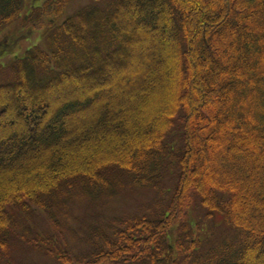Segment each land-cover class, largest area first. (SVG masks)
I'll return each mask as SVG.
<instances>
[{"label": "trees", "instance_id": "1", "mask_svg": "<svg viewBox=\"0 0 264 264\" xmlns=\"http://www.w3.org/2000/svg\"><path fill=\"white\" fill-rule=\"evenodd\" d=\"M67 2L34 7L24 19L44 28L43 43L0 63L2 264H16L15 243L58 264H264V110L248 109L264 102V0H93L56 24ZM24 11V0H0V30ZM134 22L145 42L150 31L169 39L170 60L158 51L167 59L140 103L164 98L148 117L95 98L108 81L118 93L127 51L142 42ZM213 157L238 164L226 168L231 181L214 180ZM240 170L253 199L233 179ZM135 190L152 192V205L91 225L87 251L74 253L80 234L60 222L70 205ZM37 213L48 232L30 227Z\"/></svg>", "mask_w": 264, "mask_h": 264}, {"label": "rangeland", "instance_id": "2", "mask_svg": "<svg viewBox=\"0 0 264 264\" xmlns=\"http://www.w3.org/2000/svg\"><path fill=\"white\" fill-rule=\"evenodd\" d=\"M42 1L43 0H24V3L28 10L31 5L36 4L38 6V3ZM92 1L93 0H68V2L65 3V6L63 7L64 9L62 11L61 17H56V15H53V17L57 18L55 21L59 23L61 20L69 18L85 6H88ZM49 17H51V15ZM254 21L256 23L257 19L255 18ZM136 24L137 22L132 23L129 28L135 38V43L142 41L141 43L143 44L140 47V43L137 49L127 51V53H129V51L132 52L133 56L131 59L128 60L129 67L122 68V66L119 69L118 74L116 73L119 79L118 93H116V91L108 89V87L111 86V83H109L108 81L103 92L95 96V98H99L101 96V100L103 99L104 101L105 99H107V104L110 107L115 105L118 109V112H122L126 106H135L137 114L142 113L144 116L148 117L151 113L155 112L159 103L163 102L164 98H157L148 106V108H143L142 104L145 102V100H143V97H145V95H148L149 93L152 94V80H155V77L158 71L161 69L163 62L167 58H169L170 60L171 55L169 54L168 50L169 41H164L163 43L164 36L157 35L156 32L150 31L148 33L147 41L145 42L143 41V34L139 35L137 33L135 28ZM42 32L43 29L41 26H34L30 23H27L24 17L18 18L9 25H7L4 29L0 30V46L7 45L9 50H5V55H3V53L0 51V62L4 63L7 67L13 61V58L16 59L22 57L24 51L42 42ZM164 38L166 40H169L168 37ZM160 49L161 51L168 52L165 53L167 58L164 59L161 56H158V51ZM120 61L122 60L120 59ZM127 78L129 79L127 81L129 82V84L124 85L126 81L125 79ZM95 82H101V78L95 79ZM157 90H159V87H157ZM260 102L258 103L256 101H253L251 105L249 104L248 109L250 111H255L258 113L263 111L264 102L262 101V105L260 104ZM138 105L139 108L137 107ZM95 106L96 104L92 108H94ZM96 123L99 122L96 121ZM85 124L87 123H83V126ZM70 130L73 131L74 128L71 127ZM211 134H215V131H212ZM224 137L226 140L224 148L228 150L229 147H231V144H233L234 138L230 134H225ZM259 139L262 144L260 145V147H262L264 145V138L260 137ZM31 159L32 158H30L29 161H31ZM213 160L214 163L209 167L208 171H211L213 173L214 180L217 183L231 181L232 176L229 177V175L226 173V168H229L230 165L225 162L216 161V157H213ZM237 165L238 164H232L231 166ZM233 179H235L237 184H239L242 189L244 188L243 194H241L243 198H254V196H251L250 194H248V192H245L244 186L246 184L247 177L241 170L239 171L238 176L236 178L233 177ZM154 197L155 196L152 192L135 190L133 192L119 193L107 200L105 203L101 202L98 205L88 204V201L86 199H82L76 201L74 204H71L67 217L64 220L60 219V222L64 224L68 223L72 226L73 230L75 229L77 235L80 234L78 237L69 238V241H73V252L85 253L87 251V247L84 244L83 239H86L88 230L91 225H104L109 219L115 216H122L126 214L134 215L142 211L144 207L151 205ZM247 216L250 217L252 220H255L257 223L262 224L263 216H261L258 211L250 209V211H248L247 213ZM28 222L30 224V227L34 231H40L45 233L48 232L50 229L49 222L46 220V218L43 217V215H39V213L34 214V216L32 215L31 219H29ZM221 222L222 218L220 215H216L212 219V224L220 225ZM227 231L228 229L224 225H222L219 229L215 230L216 234L218 235L224 234ZM17 244L18 243H15L13 246H16V250L14 253V259L16 261V264H58L57 262L45 257L41 253L27 250L22 245L18 246ZM256 257L259 258V254ZM0 264H2L1 261Z\"/></svg>", "mask_w": 264, "mask_h": 264}]
</instances>
